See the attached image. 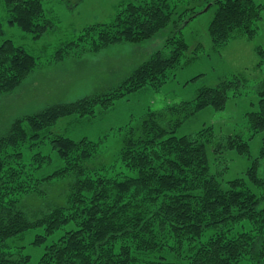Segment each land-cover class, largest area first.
Listing matches in <instances>:
<instances>
[{"label":"trees","instance_id":"16d2710c","mask_svg":"<svg viewBox=\"0 0 264 264\" xmlns=\"http://www.w3.org/2000/svg\"><path fill=\"white\" fill-rule=\"evenodd\" d=\"M0 1L7 23L34 40L55 27L47 8L54 0ZM57 1L79 5L81 0ZM263 11L256 0H122L108 22L63 44L57 61L68 49L99 52L174 29L163 48L117 88L27 116L0 138V264H29L31 257L12 243L37 229L43 234L33 244L45 247L37 264H264V179L255 176L264 147L247 173L249 182L226 180V172L215 171L214 158L226 153L251 158L249 141L233 134L219 141L212 128L178 135L185 119L207 109L224 111L233 97L242 98L245 80L203 87L194 101L165 111L149 107L138 120L130 116L137 125L121 121L97 140L72 137L57 126L61 119H101L141 91L157 94L174 84L190 50L182 32L201 15L213 12L208 32L213 46L224 48L240 36L255 39ZM258 57L264 64V49ZM41 62L5 40L0 96L18 88ZM257 93L256 110L247 115L251 138L264 133V80ZM113 137L122 145L121 173L97 163ZM56 181L67 185L62 201L38 204L39 192L49 198L47 188Z\"/></svg>","mask_w":264,"mask_h":264},{"label":"rangeland","instance_id":"374dc122","mask_svg":"<svg viewBox=\"0 0 264 264\" xmlns=\"http://www.w3.org/2000/svg\"><path fill=\"white\" fill-rule=\"evenodd\" d=\"M121 1L81 0L79 5H64L57 0L51 1L47 8L54 18L55 27L40 40H34L17 26L9 25L5 3L0 1V20L4 30V34L0 36V46L5 40H12L33 56L42 59L40 66L18 88L0 96V138L9 136L13 126L27 116L39 114L51 106L76 102L86 96L117 88L142 63L163 48L166 40L174 33L171 27L150 41L139 44L120 43L105 47L99 52H76L68 49L61 61L56 60L63 44L70 45L79 38L82 31L96 23L108 22ZM256 1L264 5V0ZM212 20L213 12L203 14L183 30L182 35L190 50L183 57V65L177 70L174 84L165 86L162 92L157 94L150 93L151 90L141 91L131 96L130 102H119L115 109L111 110L112 113L106 112L101 119H61L57 125L60 131L78 139L90 137L97 140L101 138L99 136L111 131V127L119 126L121 121L126 120V125H131L130 116H135L137 118L133 119L138 120L149 107L155 111H165L194 101L203 87L239 77L245 80V93L243 90L242 98L233 97L224 111L207 109L185 119L178 135H194L212 128L219 141L220 137L226 138L231 134L249 141L251 158L226 153L225 156L215 157L213 162L215 171L226 172V180L244 178L248 181L247 173L254 160L259 159L260 150L264 147V133L251 138L254 132L247 120V115L256 110L259 102L258 87L264 80V64H261L258 57V50L264 49V11L255 39L248 40L247 37L240 36L224 48H215L212 44L208 32ZM198 49L203 51L195 52ZM192 79L196 81H191ZM132 125H137V121ZM53 131L55 132V129ZM115 140V137L110 140L109 149L103 152L97 163L103 162L110 168L114 166L115 170L121 173L124 172L119 162L122 145ZM49 149L47 148L46 152H49ZM255 176L260 180L264 179V159H260ZM64 185V181L54 182L47 188V199L39 192L40 196H36L37 203L45 204L52 200L61 202L63 191L67 188V185ZM30 197L31 195L26 199ZM63 233H57L55 240ZM42 234V229L31 230L12 243L16 248H23L21 252L25 256L31 257L29 264H37L45 252L44 246L37 247L33 244L37 236ZM52 241L53 239H49L48 244Z\"/></svg>","mask_w":264,"mask_h":264}]
</instances>
